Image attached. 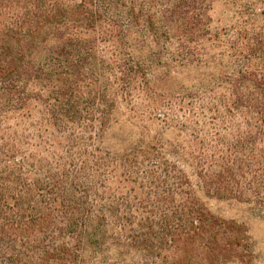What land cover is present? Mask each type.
<instances>
[{
	"label": "trees",
	"instance_id": "obj_1",
	"mask_svg": "<svg viewBox=\"0 0 264 264\" xmlns=\"http://www.w3.org/2000/svg\"><path fill=\"white\" fill-rule=\"evenodd\" d=\"M209 39L198 0H0V264L244 261V227L214 216L199 196L240 199L248 191L253 210L264 211L257 179L245 189L239 181L253 166L242 152L248 141L171 146L189 174L148 142L125 158L81 148L94 131L101 142L118 108L155 96L157 81L210 64ZM250 47L229 42L219 58L236 66L219 86L228 109L257 116L264 144V64L236 61L263 60L252 49L264 55V36ZM192 120L181 126L193 130ZM140 156L155 157L141 172L143 200L104 186L137 179Z\"/></svg>",
	"mask_w": 264,
	"mask_h": 264
},
{
	"label": "rangeland",
	"instance_id": "obj_2",
	"mask_svg": "<svg viewBox=\"0 0 264 264\" xmlns=\"http://www.w3.org/2000/svg\"><path fill=\"white\" fill-rule=\"evenodd\" d=\"M198 1H203L207 7L211 39L206 45L209 46L208 58H211L209 59L211 63L202 64L192 72H182L176 76H169L165 81H157L155 96L138 95L127 109L123 106L118 108L104 131L101 142H97L94 131L92 142L89 143L87 139H84L88 145L81 148L88 153L98 148L101 152L125 158L132 148L148 142L152 148H162L166 154L165 158L171 164L189 174L191 173L189 167L169 155L171 146L185 147L188 151L193 142L199 143L201 150H204L207 147H219L220 142L235 145L238 140H242L243 143L248 141V148L244 145L242 152L249 155L246 159L251 158L253 166L250 169L251 172L248 171V175L246 174L248 178L239 180L240 185L242 189H245L246 185H249V178L253 177L260 183L262 194L264 170L258 172L257 169L260 165L264 167V144L258 134V125L255 123L257 116H252L243 107L227 108L228 96L224 97L227 93L224 94L219 84L231 76L236 65L232 64L228 55L222 59L219 56L225 53L224 50L229 42L238 41L242 50H245V46L250 47L254 37L264 36V0ZM213 38L214 42L211 41ZM216 45L220 48H215ZM254 50L257 51L255 55L259 56L258 58L263 57V60L259 59L250 63L242 61L241 58L235 60L241 66H250L252 63L264 64L263 53L257 48L252 49ZM220 74L222 79L218 80ZM189 108L191 110L187 111ZM191 118L192 122H197L196 126L192 125L193 130H190L188 125L181 126L184 120ZM218 136L220 140L217 139ZM137 161L138 175L134 176L137 179L126 182L123 178H117L110 180L104 186H107L111 192H117L118 195L130 193L132 197L143 200L146 197L143 186L147 181L142 179L141 172L154 166L155 157L140 156ZM122 167L117 165L116 174L123 172ZM245 194L240 199H206L201 194L199 196L214 216L226 221H234L246 230L248 248L243 251L244 261L235 260L224 264H264V211L253 210L250 193L247 191ZM149 206L152 211L161 208L155 203H150Z\"/></svg>",
	"mask_w": 264,
	"mask_h": 264
}]
</instances>
